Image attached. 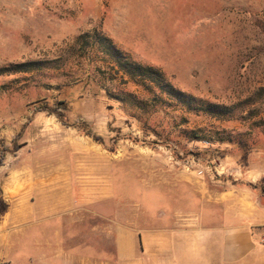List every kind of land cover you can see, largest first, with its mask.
I'll use <instances>...</instances> for the list:
<instances>
[{"label":"rangeland","instance_id":"rangeland-1","mask_svg":"<svg viewBox=\"0 0 264 264\" xmlns=\"http://www.w3.org/2000/svg\"><path fill=\"white\" fill-rule=\"evenodd\" d=\"M92 30L231 117L115 100L68 51ZM31 61L0 75V264H119L120 237L125 263L165 259L241 229L234 264H264V0H0V69Z\"/></svg>","mask_w":264,"mask_h":264},{"label":"trees","instance_id":"trees-1","mask_svg":"<svg viewBox=\"0 0 264 264\" xmlns=\"http://www.w3.org/2000/svg\"><path fill=\"white\" fill-rule=\"evenodd\" d=\"M68 51L76 60L87 62L103 90L104 84H114V93L111 96L121 103H128L142 110H179L182 113L214 119H227L232 115L233 109L230 107L207 103L178 90L166 79L160 69L134 61L97 30L75 37ZM44 64L41 61H31L3 67L0 69V75L39 71L45 68ZM119 82L131 84L141 90L146 95V99H138L131 93L119 90ZM57 118L61 120L62 115L58 114ZM85 126L81 125L82 128ZM86 135L94 140H101L91 135L89 130L86 131ZM194 138L198 137L195 135ZM0 204L5 208L3 211L5 212L7 205L2 201Z\"/></svg>","mask_w":264,"mask_h":264},{"label":"crops","instance_id":"crops-1","mask_svg":"<svg viewBox=\"0 0 264 264\" xmlns=\"http://www.w3.org/2000/svg\"><path fill=\"white\" fill-rule=\"evenodd\" d=\"M51 182L52 180L50 179L48 184ZM46 185L47 183H45L44 186ZM239 240L242 242L239 243ZM250 241L249 231L241 229L223 235V238L217 244H199L194 247L195 249H189L188 252H193V254L186 253L182 255L179 254V252H181L180 249L177 247H171L168 251V258L148 261L130 260L125 263L122 258L125 254V249L123 248L122 239L120 237L118 243V253L120 256L119 264H234V262L238 261L240 258L248 256L252 248ZM163 248L164 252L166 250V245H163Z\"/></svg>","mask_w":264,"mask_h":264}]
</instances>
